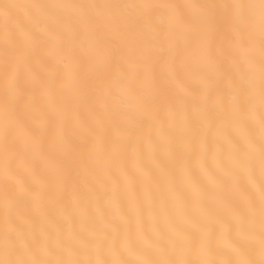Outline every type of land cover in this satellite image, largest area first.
Instances as JSON below:
<instances>
[{"label":"snow or ice","instance_id":"6c2138e0","mask_svg":"<svg viewBox=\"0 0 264 264\" xmlns=\"http://www.w3.org/2000/svg\"><path fill=\"white\" fill-rule=\"evenodd\" d=\"M0 264H264V0L0 3Z\"/></svg>","mask_w":264,"mask_h":264},{"label":"bare ground","instance_id":"6f19581e","mask_svg":"<svg viewBox=\"0 0 264 264\" xmlns=\"http://www.w3.org/2000/svg\"><path fill=\"white\" fill-rule=\"evenodd\" d=\"M4 2H7V0H0V3H4ZM173 2L182 3L183 0H173Z\"/></svg>","mask_w":264,"mask_h":264}]
</instances>
